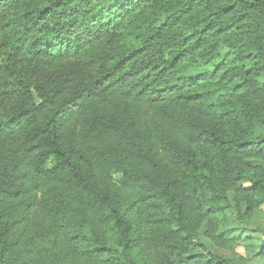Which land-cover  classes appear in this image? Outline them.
I'll use <instances>...</instances> for the list:
<instances>
[{"label": "trees", "instance_id": "trees-1", "mask_svg": "<svg viewBox=\"0 0 264 264\" xmlns=\"http://www.w3.org/2000/svg\"><path fill=\"white\" fill-rule=\"evenodd\" d=\"M232 207L264 215V0H0V264H264Z\"/></svg>", "mask_w": 264, "mask_h": 264}, {"label": "rangeland", "instance_id": "rangeland-1", "mask_svg": "<svg viewBox=\"0 0 264 264\" xmlns=\"http://www.w3.org/2000/svg\"><path fill=\"white\" fill-rule=\"evenodd\" d=\"M228 222L232 224L233 227H239L243 229L244 231L249 232L248 230H251L256 227H263L264 228V215H261L259 218L255 217L254 220L251 221V223H244L238 218L237 210L232 207L230 211L228 212ZM239 229V231H236V235L238 236V243L234 249V252L238 255H245L247 250V241L246 236L242 235L240 232L242 231ZM259 236H261L264 239V229L262 232L257 233ZM223 253L230 254V251L227 250H221ZM248 264H253V262H249Z\"/></svg>", "mask_w": 264, "mask_h": 264}, {"label": "water", "instance_id": "water-1", "mask_svg": "<svg viewBox=\"0 0 264 264\" xmlns=\"http://www.w3.org/2000/svg\"><path fill=\"white\" fill-rule=\"evenodd\" d=\"M34 97H35L36 102H39V99L36 94H34Z\"/></svg>", "mask_w": 264, "mask_h": 264}]
</instances>
